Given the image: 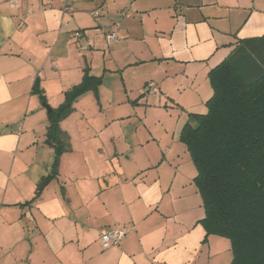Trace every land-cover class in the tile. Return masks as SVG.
<instances>
[{
	"label": "crops",
	"instance_id": "crops-1",
	"mask_svg": "<svg viewBox=\"0 0 264 264\" xmlns=\"http://www.w3.org/2000/svg\"><path fill=\"white\" fill-rule=\"evenodd\" d=\"M10 1L0 0V264H230L229 241L199 224L180 133L206 112L209 71L264 35V0H72L71 15L56 1ZM86 75L100 84L59 122L67 150L54 172L48 112ZM166 116L176 126L160 132ZM115 227L126 236L102 249L100 231Z\"/></svg>",
	"mask_w": 264,
	"mask_h": 264
},
{
	"label": "trees",
	"instance_id": "trees-1",
	"mask_svg": "<svg viewBox=\"0 0 264 264\" xmlns=\"http://www.w3.org/2000/svg\"><path fill=\"white\" fill-rule=\"evenodd\" d=\"M208 79L206 112L191 114L180 133L196 168L193 182L204 209L199 224L206 237L229 241L230 264H264V35L240 40ZM99 84L100 78L86 75L65 92L60 107L49 110L46 143L55 150L54 172L67 150L59 122ZM49 179L38 183L36 196Z\"/></svg>",
	"mask_w": 264,
	"mask_h": 264
},
{
	"label": "built area",
	"instance_id": "built-area-1",
	"mask_svg": "<svg viewBox=\"0 0 264 264\" xmlns=\"http://www.w3.org/2000/svg\"><path fill=\"white\" fill-rule=\"evenodd\" d=\"M46 1L48 2L56 1V2L61 3L62 5L61 9L64 14L71 15L74 12L72 0H46ZM10 4L12 7H15L17 4V0H11ZM47 5H50V4L48 3ZM92 14L96 15L97 12L95 11ZM122 16L129 17L130 13L128 11H124L122 12ZM118 27H119V24L116 23L114 25V29L105 34V39H106L107 44H109L110 41L118 40V36L115 31L116 28ZM75 36L79 37L80 33L76 32ZM147 89H148V92L150 93H157V88L154 83H151V82L148 83ZM126 234H127V228L125 227H115L113 229H102L99 233L98 241H99L101 248L105 250L111 247L118 246L121 243V241L124 239Z\"/></svg>",
	"mask_w": 264,
	"mask_h": 264
},
{
	"label": "rangeland",
	"instance_id": "rangeland-1",
	"mask_svg": "<svg viewBox=\"0 0 264 264\" xmlns=\"http://www.w3.org/2000/svg\"><path fill=\"white\" fill-rule=\"evenodd\" d=\"M235 49L230 53V55L232 53H234ZM175 117H173L172 119H168L167 116L165 118L160 117L158 120L159 122H155L156 124V129L160 132H163L165 129L168 130H174V128H172V126H176V121H175ZM183 125L182 120L179 122V125ZM191 158V157H190ZM192 160V159H191Z\"/></svg>",
	"mask_w": 264,
	"mask_h": 264
}]
</instances>
